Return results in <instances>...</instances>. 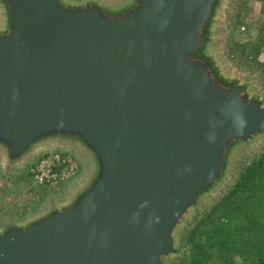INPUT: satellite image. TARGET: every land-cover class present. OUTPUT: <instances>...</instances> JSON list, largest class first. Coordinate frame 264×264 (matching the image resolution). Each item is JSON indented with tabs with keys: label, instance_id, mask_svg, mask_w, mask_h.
I'll return each mask as SVG.
<instances>
[{
	"label": "water",
	"instance_id": "water-1",
	"mask_svg": "<svg viewBox=\"0 0 264 264\" xmlns=\"http://www.w3.org/2000/svg\"><path fill=\"white\" fill-rule=\"evenodd\" d=\"M228 1L0 0L2 163L86 164L64 201L0 224V264L184 256L193 213L264 143V96L215 52Z\"/></svg>",
	"mask_w": 264,
	"mask_h": 264
},
{
	"label": "rangeland",
	"instance_id": "rangeland-1",
	"mask_svg": "<svg viewBox=\"0 0 264 264\" xmlns=\"http://www.w3.org/2000/svg\"><path fill=\"white\" fill-rule=\"evenodd\" d=\"M217 40L215 52L227 69L237 75L248 76L253 88L264 96V0H229L221 13ZM263 151L264 143H261L249 151L242 152L234 163L235 178L244 166ZM76 156L80 162L77 175L57 187L35 186L29 181L27 168L35 157L11 171L5 168L0 158V224L4 220L26 219L40 212L52 201H64L86 172L85 162L79 155ZM226 190L211 195L193 213L181 235L180 243L184 247V256L175 258L172 264H189L188 238L196 226H199L197 241L201 240L202 244L206 242L207 264H218V245L213 227L208 233L209 225H203L201 221ZM217 214V217L214 216L217 222L227 220L221 212ZM233 258L237 264H255L250 257H245L239 252Z\"/></svg>",
	"mask_w": 264,
	"mask_h": 264
},
{
	"label": "trees",
	"instance_id": "trees-1",
	"mask_svg": "<svg viewBox=\"0 0 264 264\" xmlns=\"http://www.w3.org/2000/svg\"><path fill=\"white\" fill-rule=\"evenodd\" d=\"M219 212L227 217L226 221H216ZM201 223L209 225L208 233L213 227L218 264H237L233 258L237 252L250 257L255 264H264V151L240 170ZM198 227L189 233V264L208 262L206 242L197 241Z\"/></svg>",
	"mask_w": 264,
	"mask_h": 264
},
{
	"label": "built area",
	"instance_id": "built-area-1",
	"mask_svg": "<svg viewBox=\"0 0 264 264\" xmlns=\"http://www.w3.org/2000/svg\"><path fill=\"white\" fill-rule=\"evenodd\" d=\"M79 166V159L73 151L54 148L40 153L28 166L27 175L35 186L57 187L73 179Z\"/></svg>",
	"mask_w": 264,
	"mask_h": 264
},
{
	"label": "clouds",
	"instance_id": "clouds-1",
	"mask_svg": "<svg viewBox=\"0 0 264 264\" xmlns=\"http://www.w3.org/2000/svg\"><path fill=\"white\" fill-rule=\"evenodd\" d=\"M236 122L238 124L237 131L242 134L246 127V121L243 119L242 115H237Z\"/></svg>",
	"mask_w": 264,
	"mask_h": 264
}]
</instances>
